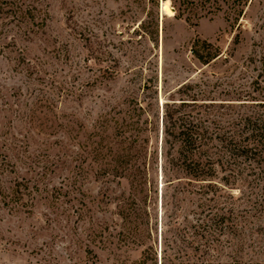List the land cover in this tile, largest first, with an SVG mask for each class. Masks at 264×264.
Wrapping results in <instances>:
<instances>
[{
  "label": "rangeland",
  "instance_id": "rangeland-1",
  "mask_svg": "<svg viewBox=\"0 0 264 264\" xmlns=\"http://www.w3.org/2000/svg\"><path fill=\"white\" fill-rule=\"evenodd\" d=\"M261 100L264 0H0V264H264V152L209 185L163 133Z\"/></svg>",
  "mask_w": 264,
  "mask_h": 264
},
{
  "label": "trees",
  "instance_id": "trees-1",
  "mask_svg": "<svg viewBox=\"0 0 264 264\" xmlns=\"http://www.w3.org/2000/svg\"><path fill=\"white\" fill-rule=\"evenodd\" d=\"M199 43L201 42L196 41L194 46ZM218 56V54L213 55L210 61ZM261 101L264 102V100ZM210 116L219 119L227 115L214 111L213 114L210 113ZM259 117L240 115L234 121L224 120L222 126L216 127L213 139H210V137H206L208 132L204 127L203 120L198 119L195 123L181 119L178 127L175 126V123L168 127L169 120H173L172 117L165 114L163 118L164 143L168 144L167 139L173 136L172 131H177V134L172 138L176 141L177 146L174 149L175 156L171 157V164L178 165L190 180L209 181L210 185L213 183V179H218L220 171L230 162H235L238 158L255 162L264 152V120ZM165 119H168L166 123ZM211 150L214 151L210 153ZM218 180L221 181L223 178Z\"/></svg>",
  "mask_w": 264,
  "mask_h": 264
}]
</instances>
